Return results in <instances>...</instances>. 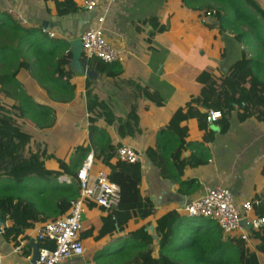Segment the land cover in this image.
<instances>
[{"label": "crops", "instance_id": "1", "mask_svg": "<svg viewBox=\"0 0 264 264\" xmlns=\"http://www.w3.org/2000/svg\"><path fill=\"white\" fill-rule=\"evenodd\" d=\"M236 1L247 9V14L235 11L237 21L231 25L229 19L233 17V11L226 0H188L187 3L182 0H116L111 4L102 3L92 12L82 8V0H74L79 11L65 17L57 16L51 0H0V12L19 14L25 20L22 27L37 29L40 33L42 29L52 32L56 35L53 40H64L69 44L80 39L85 30L96 27L97 19L104 16L102 28L107 42L124 54V61L120 63L123 73L116 77H106L87 69L81 73L70 66L75 89L71 100L66 102L50 98L27 72L18 74L26 93L51 109L49 119L54 120L55 117L53 126L44 129L18 120L22 130L32 135L30 149L41 153L46 150L57 159L70 163L77 159L76 148L88 142L89 126L98 127L108 135L110 143L101 149L97 143L92 146L94 164L90 179L98 171L109 173L107 164L115 163L120 146L132 147L141 155L140 193L149 198L154 208L153 215L144 220L129 221L123 231L116 229L112 235L99 240L84 237L82 254L61 264H111L116 261V251L120 249L121 242L142 226H147L145 230L153 239L154 255H157L155 220L169 211L184 216L183 207L202 196L206 189L226 187L236 198L261 196L264 190V177L261 175L264 123L253 118L240 123L233 114L229 131L223 135L215 132L218 127L214 123L209 125L215 136L214 141L206 145L210 154L215 148L220 155L223 150L232 152L233 159L223 165L211 156L207 165L187 169L182 180L198 182L199 189L194 193H178L177 185L160 178L157 168L145 156L146 148L153 146L156 133L166 126L173 112L183 107L191 96L199 94L201 85L196 79L202 71L210 70L220 75L232 65L231 61L240 60L244 52L247 58L254 59L258 73L264 78V28H261V25L264 27V0ZM216 10L225 18L224 21L215 13ZM207 11H212V14L207 16ZM148 20L165 27V31L156 34L150 43L147 41L151 31ZM246 26L249 30L244 29ZM240 30L248 35L242 42L235 39ZM257 31L263 35H258ZM88 78L91 86L87 89L85 82ZM154 101L164 103L159 107ZM10 102L5 100L3 107H9ZM132 107L138 123L131 117ZM187 128V141L201 142L202 134L197 130L196 121L187 122ZM45 166L49 170L57 169L54 160ZM7 180L0 181V185L5 186ZM71 182L72 177L61 175L50 183L29 177L23 187L16 185L21 189H15L16 193L35 203L40 210L39 223L35 227L56 218L54 210L60 204L62 194L60 190H54ZM105 215L100 207L88 204L81 231L91 228L98 232ZM7 225L8 222L3 221L0 225V264H35V246L39 249L35 227L26 232V239H19L18 245L22 249L17 253L18 245L7 243L1 235ZM256 244L254 240V247Z\"/></svg>", "mask_w": 264, "mask_h": 264}, {"label": "trees", "instance_id": "2", "mask_svg": "<svg viewBox=\"0 0 264 264\" xmlns=\"http://www.w3.org/2000/svg\"><path fill=\"white\" fill-rule=\"evenodd\" d=\"M51 1L59 17L79 11L74 0ZM231 2L239 4L236 0L227 1L229 8L232 7ZM248 3L252 6L251 2ZM207 12L211 14L212 11ZM215 13L224 21L225 18L219 15V11L216 10ZM235 21L236 17L231 25ZM146 22L151 27L147 39L150 43L156 34L165 31V27L154 24L152 20ZM246 37L248 35L240 30L235 39L242 42ZM71 60L68 42L49 39L37 29L22 27L7 12H0V95L11 101L9 107L0 108V173L3 169H8V180L5 186L0 185V216L4 222H8L1 235L15 247L19 239H26V232L39 223L40 210L37 205L16 193V190L23 187L26 179L34 177L40 182L50 183L57 181L61 175L72 177L69 185H61L54 190H60L62 194L60 204L54 210L56 218L61 217L79 194L77 169L86 155L96 143L98 149L110 143L103 130L89 126L88 142L76 148L77 159L70 163L57 159L46 150L41 153L40 150L29 148L32 135L22 130L18 120L44 129L53 126L55 117L54 120L49 119L51 109L26 93L18 80V74L21 71L27 72L50 98H60L66 102L71 100L75 89L74 73L69 66ZM81 62L85 68L106 77H116L123 73L120 63L107 64L98 59L87 60L83 56ZM258 70L254 59L247 58L242 52L241 59L220 75L210 70L202 71L196 79L201 85L199 94L191 96L183 107L173 112L166 126L156 133L153 146L146 148L145 156L157 168L159 177L175 183L178 193L188 195L196 192L199 189L196 180H182L185 171L205 166L211 160L206 145L212 143L215 136L206 120L209 110L221 113V118L214 124L222 135L229 131L233 114L240 123L250 118L264 123V78ZM90 86L88 78L85 87L88 89ZM154 103L160 107L164 102ZM131 117L138 123L134 107L131 108ZM191 120L197 123V130L202 134L201 142L187 141V122ZM25 151L27 157H23ZM52 160L57 164L56 170H49L45 166ZM107 168L109 180L120 188L118 208L113 212H106L100 207L106 212L102 218V228L98 232L91 228L81 231V240L90 236L99 240L112 235L116 229L123 231L131 220H144L154 214L152 202L140 193V163L130 164L117 159L113 164L108 163ZM261 175L264 177V165ZM12 183L19 184L20 188L8 186ZM258 199L260 204L255 215L264 217V190ZM146 227L142 226L128 234L116 251V261L111 264H260L258 254L264 255V227L253 232V239L257 244L249 249L237 239L224 238L214 220L187 218L176 211H169L155 220L157 255H154L153 239L145 230ZM39 248L53 249L54 243L45 241L39 243Z\"/></svg>", "mask_w": 264, "mask_h": 264}, {"label": "built area", "instance_id": "3", "mask_svg": "<svg viewBox=\"0 0 264 264\" xmlns=\"http://www.w3.org/2000/svg\"><path fill=\"white\" fill-rule=\"evenodd\" d=\"M116 0H82V8L92 12L102 3H114ZM21 26L25 20L19 15L7 12ZM212 14V12H211ZM207 12L206 15H211ZM104 16L97 19V26L85 30L81 36L82 56L87 60L98 59L103 63H122L124 54L121 50L112 47L104 35L102 28ZM41 33L49 39H55V34L46 30ZM221 118L219 111L207 112V123L210 125ZM91 150L85 157L77 171L79 194L70 202L69 210L61 217L47 221L34 228L38 243L51 241L53 249L39 248L35 264H61L82 254L83 241L80 238L82 219L89 203L102 207L106 212H113L120 202V188L111 182L108 174L98 171L90 179L93 169L94 157ZM116 158L122 162L135 164L141 162V155L132 147L122 145L116 152ZM258 198H236L232 191L226 187L218 186L206 189L199 198L183 207V215L187 218H208L214 220L221 229L224 238L237 239L244 247L253 249V232L264 227V217L255 215L259 206ZM22 247L17 246L15 252L19 253Z\"/></svg>", "mask_w": 264, "mask_h": 264}, {"label": "rangeland", "instance_id": "4", "mask_svg": "<svg viewBox=\"0 0 264 264\" xmlns=\"http://www.w3.org/2000/svg\"><path fill=\"white\" fill-rule=\"evenodd\" d=\"M226 1H228V0H226ZM235 1V0H234ZM238 1H240V0H238ZM232 3V2H231ZM240 3V2H239ZM232 9H234V10H236L239 14H241V15H244L245 13L247 14V9H244V8H242V6L240 5L239 6V4H236V3H232V7H231ZM249 8V7H248ZM231 11H233V10H231ZM235 17H236V13H235V11H233V17L231 18V19H229V21L231 22V21H233L234 19H235ZM261 19H259V21H260ZM262 22V21H261ZM43 25H45L44 23H43ZM41 26V25H40ZM257 28V27H256ZM261 28H264L262 25H261ZM245 30H249L248 29V27L246 26L245 28H244ZM258 32V35H263V33L262 32H260V31H257ZM236 41V40H235ZM250 41V40H249ZM237 42V41H236ZM234 45H236L237 46V44L236 43H233ZM248 52V51H247ZM250 56H251V54H250ZM233 62L234 61H231L230 62V64H233ZM91 72H93V71H91ZM18 80H19V77H18ZM5 100H4V98L2 97V95H0V108H2L3 106H4V104H3V102H4ZM71 139V138H70ZM57 145V144H56ZM231 153L232 152H229V153H227V151H224L223 150V152L221 153V155L219 154V151H218V149H215V148H213V150H212V157H216V159H218L219 160V162L221 163V164H223V165H226L227 163H229V162H231L232 161V159H233V157H232V155H231ZM23 155H25V157H27V154L26 153H24L23 152ZM2 174H0V181H2V180H4V179H8V178H6V177H8V169H3V171L1 172ZM5 182H7V181H5ZM16 185H17V183H12V184H9L8 186H14V187H16ZM258 258H259V263L260 264H264V255H262V254H258Z\"/></svg>", "mask_w": 264, "mask_h": 264}, {"label": "water", "instance_id": "5", "mask_svg": "<svg viewBox=\"0 0 264 264\" xmlns=\"http://www.w3.org/2000/svg\"><path fill=\"white\" fill-rule=\"evenodd\" d=\"M70 49H71L72 60H71V63H70L69 66H71V68L73 70L75 69V70H78L81 73H84L85 72L84 69H87V68H85L84 65L81 62L82 48H81L80 39H76V40L72 41L70 43ZM87 70L91 71L90 69H87ZM215 132L218 133L219 132L218 129H216ZM232 193H233V191H232ZM1 219L2 218L0 216V225L2 224V221H3V220L1 221ZM0 232H1V229H0ZM37 255H38V249H37V246H35V252L33 253V261L34 262L36 261Z\"/></svg>", "mask_w": 264, "mask_h": 264}]
</instances>
